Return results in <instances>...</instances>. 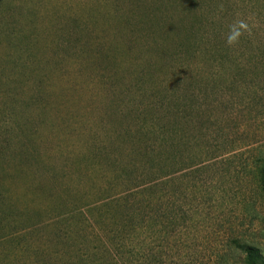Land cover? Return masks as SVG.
<instances>
[{"label":"rangeland","instance_id":"374dc122","mask_svg":"<svg viewBox=\"0 0 264 264\" xmlns=\"http://www.w3.org/2000/svg\"><path fill=\"white\" fill-rule=\"evenodd\" d=\"M263 163L264 0H0V264H264Z\"/></svg>","mask_w":264,"mask_h":264},{"label":"trees","instance_id":"16d2710c","mask_svg":"<svg viewBox=\"0 0 264 264\" xmlns=\"http://www.w3.org/2000/svg\"><path fill=\"white\" fill-rule=\"evenodd\" d=\"M149 111L151 112L152 106L151 104H148ZM154 108V107H153ZM171 113V111H168ZM148 117V119H147ZM170 117H166L165 119L169 118L168 123L169 128L171 125L176 124L175 121H177L175 117V112H173V115ZM146 121L148 123V126H146L147 136L151 137V143L150 145H147L144 147L143 152L139 151V155L144 157L145 165L141 167V173L139 175H136V172L138 169L134 166H131L127 169H125V173L127 174V178L130 180V182L133 184L136 190H145L148 187H151V185L157 184L155 181L157 179H162L164 176H169L173 171L175 170L176 166V160H177V152H179V148L176 146V127L174 129L172 128L171 131L166 128L165 125H162L159 121V118L154 114V116L151 115V113H147V116L145 115ZM156 120V121H155ZM159 122V123H158ZM177 125V124H176ZM175 125V126H176ZM137 152V149H136ZM182 155V154H181ZM140 169V168H139ZM261 176H260V185H263L264 183V163L261 166ZM128 202H131L128 200ZM126 202L125 205H122L119 201L115 199H110L107 201H103L101 203L100 207H106V211L109 210H115V212L120 211L119 209H125L128 210L130 208L134 209V205H130V203ZM119 208V209H117ZM97 222V221H96ZM240 248L246 252L247 256L249 258H254V261L249 262L250 264H256L255 258H258L257 255H259L255 248H252V246L247 245H238Z\"/></svg>","mask_w":264,"mask_h":264}]
</instances>
